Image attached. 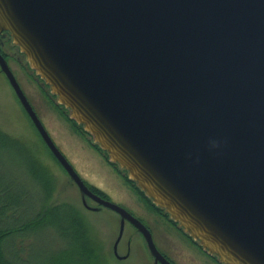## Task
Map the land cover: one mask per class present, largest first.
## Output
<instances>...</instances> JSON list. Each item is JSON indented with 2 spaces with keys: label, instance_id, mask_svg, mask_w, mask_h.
Returning a JSON list of instances; mask_svg holds the SVG:
<instances>
[{
  "label": "water",
  "instance_id": "1",
  "mask_svg": "<svg viewBox=\"0 0 264 264\" xmlns=\"http://www.w3.org/2000/svg\"><path fill=\"white\" fill-rule=\"evenodd\" d=\"M57 104L221 264H264V0H0V34ZM0 71L55 161L0 52Z\"/></svg>",
  "mask_w": 264,
  "mask_h": 264
},
{
  "label": "rangeland",
  "instance_id": "2",
  "mask_svg": "<svg viewBox=\"0 0 264 264\" xmlns=\"http://www.w3.org/2000/svg\"><path fill=\"white\" fill-rule=\"evenodd\" d=\"M7 44L12 48V43ZM6 62L30 105L37 111L44 128L48 130L51 140L73 165L81 179L89 186L95 185L92 182L108 183L115 189L116 195L120 196L118 187L105 176L103 160L98 159L96 151L88 146L93 139L86 141L80 133H74L84 130L68 118L67 111L61 113L59 118L60 113L53 108L57 98L51 94L50 87L27 65L25 57L16 60L8 56ZM37 173L45 181L48 188L46 191L38 184L40 177ZM81 195L76 184L54 160L21 108L7 78L0 71V209L6 208L3 215H0V226L19 227L35 219L42 209L59 205L70 209V206L81 216L88 248L93 250L89 262L95 260L98 264H123L111 255L110 245L116 232V226L113 225L114 215L108 211L88 212L82 205ZM88 205L95 206L91 202ZM53 216L47 215L50 219L48 221L54 222V225L47 223L46 227L41 226L36 231L15 232L8 238L7 244L9 252L13 254V263L46 264L49 259H55L62 250L64 256L71 254V250H68L70 239L58 231L60 228H56L59 225L55 223ZM141 262L136 253L133 259L124 264H143Z\"/></svg>",
  "mask_w": 264,
  "mask_h": 264
},
{
  "label": "flooded vegetation",
  "instance_id": "3",
  "mask_svg": "<svg viewBox=\"0 0 264 264\" xmlns=\"http://www.w3.org/2000/svg\"><path fill=\"white\" fill-rule=\"evenodd\" d=\"M7 42H10V44L12 43L9 33H1L0 51L6 60L8 56H12L16 60H20L21 57H24V55L19 52L17 46L12 44V48H9ZM37 81H39L38 78ZM41 85L44 86L42 82ZM53 108L60 113V116L56 113L59 118L62 116L61 113L65 111L68 112L69 116V110L60 106L57 102ZM32 109H34V107H32ZM34 111L37 115V111L35 109ZM37 118L39 119L38 115ZM40 121L44 126L41 119ZM68 121L70 123V120ZM72 125L76 127L73 123ZM74 133H80L81 137L86 139V141H89V138L92 139L85 131H76ZM88 146L96 151L98 159L100 158L103 160L102 166L105 171V176L108 177L111 182L115 183L116 187H118L117 189L120 196L116 195L114 192L115 189L108 183L99 184L90 181L95 185L89 186L82 179L81 180L93 194L111 204L114 203L118 205L132 218L142 224L156 250V254L154 255L150 246H148V240L145 235H143L138 227L133 225L129 219L126 217L123 218L121 214L97 204L87 196L84 197L86 205L91 202L95 204V206L88 205L90 209L86 208L85 205H83V196L81 195L82 205L88 212L102 213L108 211L111 215H114L113 225L116 226V232L114 240L110 245L113 258L124 264L133 259L136 253H138V257L143 264H221L216 255L209 254L204 250L191 235L183 230L180 224L170 217L168 212H165L164 209L155 205L145 192L140 190L136 182L129 179L125 170L120 169L116 163L108 160L106 152L98 148L94 142H89ZM74 171L76 172L75 169Z\"/></svg>",
  "mask_w": 264,
  "mask_h": 264
},
{
  "label": "trees",
  "instance_id": "4",
  "mask_svg": "<svg viewBox=\"0 0 264 264\" xmlns=\"http://www.w3.org/2000/svg\"><path fill=\"white\" fill-rule=\"evenodd\" d=\"M71 121L75 123L73 120ZM78 126L82 128L80 125ZM37 174L38 177H40L39 175L41 174ZM38 184L42 186L44 191L48 189L45 181H42L41 177ZM69 208L70 209H67L62 205L54 208H45L42 209L39 214H36L35 219L29 220L19 227L2 228L0 226V264H15L12 261L14 260L13 254L12 252H9L8 249V238L12 234H15V232L36 231L37 228L45 226L47 223L54 225V222H49L50 219L47 217L48 214L54 215L53 217H55V223L59 225L56 228H60L58 231H60L64 237L70 239V247L68 250H71V254L64 256L62 253L64 250H62L60 254H57L55 259H49L46 264H98L95 260H92L93 262L91 263L89 262L91 260L89 256L93 250L88 248V239L86 238L85 227L82 223L81 216H78L76 211L70 206ZM4 210H6V208L0 209V215H3ZM1 220L2 219L0 218V222H2Z\"/></svg>",
  "mask_w": 264,
  "mask_h": 264
}]
</instances>
